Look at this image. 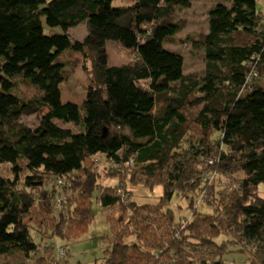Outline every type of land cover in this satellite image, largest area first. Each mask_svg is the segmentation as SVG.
Segmentation results:
<instances>
[{
	"label": "trees",
	"instance_id": "trees-1",
	"mask_svg": "<svg viewBox=\"0 0 264 264\" xmlns=\"http://www.w3.org/2000/svg\"><path fill=\"white\" fill-rule=\"evenodd\" d=\"M113 1L0 0V167L9 172L0 174V257L69 264L45 241L83 237L96 192L110 232L96 264H225L228 254L264 264V89L247 87L264 77V4L210 7L207 32L191 40L202 48L200 77L164 48L193 0ZM81 23L86 36L70 41ZM107 41L131 59L110 66ZM65 53L88 61L79 105L61 100ZM18 80L35 96L21 98ZM33 115L37 126L21 121ZM99 157L111 163L102 172ZM134 187L162 193L138 204ZM173 197L190 216L177 220Z\"/></svg>",
	"mask_w": 264,
	"mask_h": 264
},
{
	"label": "rangeland",
	"instance_id": "rangeland-1",
	"mask_svg": "<svg viewBox=\"0 0 264 264\" xmlns=\"http://www.w3.org/2000/svg\"><path fill=\"white\" fill-rule=\"evenodd\" d=\"M217 1H223L228 3L229 0H193L192 5L183 10H179L175 14V20L179 21V24L183 25L182 31L176 36V43L165 44L164 48L168 49L183 58V72L185 75L196 74L203 77V71L205 67L204 57L202 54V48L195 47V44L191 40L200 39V35L207 32V15L210 7ZM259 4H264V0H258ZM128 5V0H114L113 7H121ZM262 7V6H261ZM43 29L46 34H49V29L46 27L44 20ZM85 23L79 24L77 27L71 28L68 31V37L70 41L82 40L86 34ZM54 33L62 34L63 31L60 28H54ZM105 50L108 56L110 66H119L131 59V55L127 49L122 48L118 43L113 41H107L105 43ZM61 60L66 63L65 81L61 85L62 99L65 101L74 102V104H80L85 96L87 87L91 84V79L85 72L84 65H87L88 61L80 54L65 53ZM254 86L264 89V77H258L251 80L247 87L250 89ZM17 93L23 99H29L35 96V90L32 87H28L17 81ZM77 104V105H78ZM21 121L28 127H35L39 124V116L33 115L29 117H23ZM57 125L63 128H71L73 131L75 127L73 124L63 125L60 122H55ZM97 159V168L99 172L106 170V167L111 166L110 162H106L104 157ZM8 169L5 166L0 167V174L7 175ZM234 178H241L240 174H235ZM101 184L114 185L115 182L101 181ZM263 189V188H262ZM133 200L138 204H156L158 197L162 193L161 187L154 188L153 192H148L141 187L132 188ZM200 213H206L203 208V203L199 202ZM187 207V200H179L177 197H173L169 203L168 208L172 209L177 217V220H182L185 217L190 216ZM92 212L93 220L91 221L88 231L83 237L73 241H66L55 239L46 240L48 245L54 244V252H60L64 250L66 261L69 264H96L101 262L103 252L108 246L106 238L110 237V232L106 222L105 213L101 210V207L96 199V192L92 198ZM35 243L37 239L33 237ZM42 246H44L42 244ZM244 258L239 254H228L224 256L225 264H235L242 261ZM31 261V260H30ZM236 261V262H235ZM28 264V261L20 253H12L8 256L0 257V264ZM30 263V262H29Z\"/></svg>",
	"mask_w": 264,
	"mask_h": 264
},
{
	"label": "crops",
	"instance_id": "crops-1",
	"mask_svg": "<svg viewBox=\"0 0 264 264\" xmlns=\"http://www.w3.org/2000/svg\"><path fill=\"white\" fill-rule=\"evenodd\" d=\"M62 85V84H61ZM61 85H60V92H61V100H62V102L63 103H67V102H71V101H65V100H63L62 98V91H61ZM71 103H74V102H71ZM76 104H78V103H76ZM79 105V104H78ZM133 200V199H132ZM134 201V200H133ZM144 204H146V203H144Z\"/></svg>",
	"mask_w": 264,
	"mask_h": 264
},
{
	"label": "built area",
	"instance_id": "built-area-1",
	"mask_svg": "<svg viewBox=\"0 0 264 264\" xmlns=\"http://www.w3.org/2000/svg\"><path fill=\"white\" fill-rule=\"evenodd\" d=\"M60 183V182H59ZM63 252L62 251H60V254H62Z\"/></svg>",
	"mask_w": 264,
	"mask_h": 264
}]
</instances>
